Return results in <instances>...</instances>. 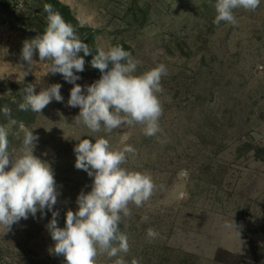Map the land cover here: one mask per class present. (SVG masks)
Masks as SVG:
<instances>
[{"label": "rangeland", "instance_id": "374dc122", "mask_svg": "<svg viewBox=\"0 0 264 264\" xmlns=\"http://www.w3.org/2000/svg\"><path fill=\"white\" fill-rule=\"evenodd\" d=\"M51 4L93 49L76 73L82 87L101 73L90 61L97 48L120 45L141 61L137 72L163 63L160 99L162 133L149 137L142 126L92 133L68 107L72 84L48 74L50 61H37L24 77L23 42L43 34L44 5ZM215 0H0V125L9 151L19 155L23 123L39 137L34 155L49 162L57 183L58 225L75 211L77 196L92 178L75 168L79 139L103 136L118 147L121 136L136 149L124 167L149 173L157 189L142 207L130 205L121 223L130 250L127 264H264V0L255 11L235 10L237 25L213 23ZM111 68V64H109ZM59 83L63 103L53 100L42 113L21 111L20 90ZM15 120L16 123H10ZM161 141H164L163 143ZM6 230L0 225V264H65L52 252L46 228L51 212ZM147 216V220L142 217ZM231 224L229 227L227 225ZM236 226V227H235ZM159 235L150 239L147 229ZM115 258L97 257V264Z\"/></svg>", "mask_w": 264, "mask_h": 264}, {"label": "clouds", "instance_id": "9594fccd", "mask_svg": "<svg viewBox=\"0 0 264 264\" xmlns=\"http://www.w3.org/2000/svg\"><path fill=\"white\" fill-rule=\"evenodd\" d=\"M260 2L215 0L213 23L237 25L235 10L255 11ZM43 10L47 13L43 34L23 42L20 58L26 62V67L20 65L25 70L24 77L32 71L37 62L33 57L38 54L39 61L51 62L45 75L60 74L73 85L67 106L80 109L75 120L90 132L110 134L116 129L141 125L146 136L162 133L160 94L164 91L161 81L167 75L166 66L159 63L138 73L141 61L122 46L107 50L97 48L90 63L101 76L82 87L76 83L81 79L76 73L85 69V60L79 53L88 56L93 49L79 39L74 27L51 4H45ZM61 87V84L53 83L37 93L36 85L28 84L20 90L23 102L19 103L18 109L42 113L53 100L63 103ZM0 111L11 117L9 107ZM10 123L16 121L10 120ZM20 128L24 131L22 148L20 154L15 155L9 151L8 132L0 125V225L8 231L21 219L27 220L29 215L35 218L40 212L43 217L47 209L52 216L46 225L54 242L52 252L62 256L65 264H97V257L101 255L115 258L113 264H127L121 254H127L130 245L120 225L131 216L130 205L142 207L157 189L149 173L123 166L129 154H136V149L127 143L129 134H122L118 147H113L103 136L96 138L94 143L87 138L78 140L73 149L75 168L92 178L91 190L87 193L81 190L76 200L77 209L66 212L64 226L60 227L59 211L53 210L60 195L53 168L49 162L34 155L39 137L23 123ZM158 235L153 228L147 229L148 238L154 239ZM131 264H139V261L133 258Z\"/></svg>", "mask_w": 264, "mask_h": 264}]
</instances>
